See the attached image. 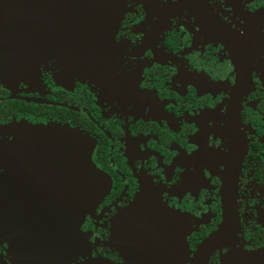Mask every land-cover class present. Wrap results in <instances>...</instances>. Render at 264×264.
Returning <instances> with one entry per match:
<instances>
[{
  "label": "flooded vegetation",
  "instance_id": "flooded-vegetation-1",
  "mask_svg": "<svg viewBox=\"0 0 264 264\" xmlns=\"http://www.w3.org/2000/svg\"><path fill=\"white\" fill-rule=\"evenodd\" d=\"M122 3L102 76L57 80L50 67L33 85H0L6 151L13 123L70 131L64 148L51 147L45 132L23 136L22 166L27 159L34 171L18 183L21 214L62 216L67 205L58 184L83 186L84 175L60 174L67 179L58 181L51 151H86L108 190L80 223L85 254L70 264H136L128 221L149 215L127 210L139 196L182 219V264H192L225 222L207 264H220L232 250H264V0ZM7 248L0 240V257L10 264Z\"/></svg>",
  "mask_w": 264,
  "mask_h": 264
},
{
  "label": "water",
  "instance_id": "water-1",
  "mask_svg": "<svg viewBox=\"0 0 264 264\" xmlns=\"http://www.w3.org/2000/svg\"><path fill=\"white\" fill-rule=\"evenodd\" d=\"M122 2L0 0V85H33L41 75L40 70L50 67L58 69L57 80L69 76H102L111 66ZM9 128L14 140L10 151L0 142V240L8 244L6 258L10 264H70L85 254L86 245L80 240L79 226L87 211L107 192L106 177L93 166L90 153L86 158V151L80 156L77 151L72 155L68 151H51L53 161L56 158L58 181L67 179V175L60 174H68V178L72 175L74 179L80 172L84 175V185L81 182L72 186L58 184V190L63 188L61 200L67 205L62 216L46 220L23 216L18 183L23 179L22 173L32 179L34 171L30 172L27 159L22 166L23 136L34 138L45 132L51 147L64 148L70 141V131L54 125L44 128L22 123L10 124ZM145 211H148L147 219L139 218L140 221L135 220L137 223L128 221L127 226V229L131 226L127 230L130 235L127 247L135 263L182 264V246L187 245L181 235L182 219L163 203H146L141 197L128 210L129 213ZM141 221L144 224L138 223ZM134 224L139 229L135 230ZM225 229L226 222L201 243L192 264H207L211 251L224 238ZM0 264L8 263L0 257ZM82 264L113 263L93 259ZM220 264H264V250H232L221 258Z\"/></svg>",
  "mask_w": 264,
  "mask_h": 264
},
{
  "label": "rangeland",
  "instance_id": "rangeland-1",
  "mask_svg": "<svg viewBox=\"0 0 264 264\" xmlns=\"http://www.w3.org/2000/svg\"><path fill=\"white\" fill-rule=\"evenodd\" d=\"M14 86H16V85H9L8 87H14ZM140 197H142V196H139L138 198H140ZM132 205H133V203H132ZM132 205H131V206H132ZM131 206L128 208V210L131 208ZM128 210H127V213H129ZM131 213H132V212H131ZM52 234H53V230L51 229V230H50V236H51ZM48 240H50V238H49Z\"/></svg>",
  "mask_w": 264,
  "mask_h": 264
}]
</instances>
